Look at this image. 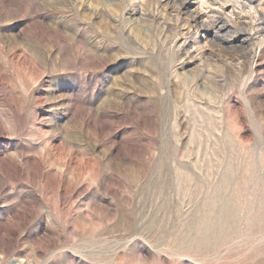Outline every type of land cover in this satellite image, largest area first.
<instances>
[{"label": "rangeland", "instance_id": "1", "mask_svg": "<svg viewBox=\"0 0 264 264\" xmlns=\"http://www.w3.org/2000/svg\"><path fill=\"white\" fill-rule=\"evenodd\" d=\"M157 1L0 0V264H264V0Z\"/></svg>", "mask_w": 264, "mask_h": 264}, {"label": "bare ground", "instance_id": "2", "mask_svg": "<svg viewBox=\"0 0 264 264\" xmlns=\"http://www.w3.org/2000/svg\"><path fill=\"white\" fill-rule=\"evenodd\" d=\"M163 1H168V0H163ZM183 1V0H182ZM185 1V0H184ZM184 1L182 2L183 3V5L182 6H184ZM208 1V0H207ZM221 1H223V3L224 4H226L227 5V3H229V2H232V0H221ZM245 1V0H244ZM186 2V1H185ZM235 2H238L239 4H241L242 5V7H244L245 6V4H243V2L242 1H235ZM211 3V2H210ZM161 4V1L159 0V1H157V5L159 6ZM230 4V3H229ZM157 6V7H158ZM167 6V5H166ZM181 6V5H180ZM182 6H181V8H182ZM252 6V5H251ZM186 8V7H185ZM179 10V9H178ZM181 10V9H180ZM179 13V12H178ZM178 16H180V15H178ZM191 16V18L190 19H192L194 22H199V19H201V17H200V13H198L197 14V12H196V15L194 14H191L190 15ZM178 18V17H177ZM188 18V19H189ZM204 19V18H203ZM215 21H217V26H218V28L220 29V30H222V28L225 26V28L226 27H228V25L230 24L229 23V21L228 20H226V19H224V18H222V17H219V18H217ZM202 22V21H201ZM196 25V24H195ZM197 28H199V27H197ZM200 29V28H199ZM259 29V28H258ZM261 29H262V27H261ZM219 30V31H220ZM218 31V32H219ZM246 33H248V32H246V31H244L243 32V37H245V35H246ZM238 34V33H237ZM227 40V39H226ZM243 40V39H242ZM233 41V40H232ZM228 43H232L231 42V40H228L227 41ZM242 45V44H241ZM246 51V50H245ZM249 51V50H248Z\"/></svg>", "mask_w": 264, "mask_h": 264}]
</instances>
